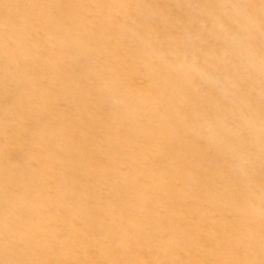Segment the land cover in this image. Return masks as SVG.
Instances as JSON below:
<instances>
[{"label":"rangeland","instance_id":"374dc122","mask_svg":"<svg viewBox=\"0 0 264 264\" xmlns=\"http://www.w3.org/2000/svg\"><path fill=\"white\" fill-rule=\"evenodd\" d=\"M0 264H264V0H0Z\"/></svg>","mask_w":264,"mask_h":264}]
</instances>
